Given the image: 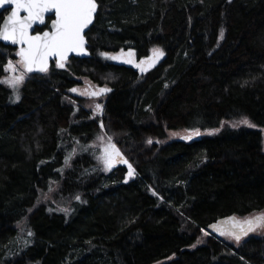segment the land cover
Masks as SVG:
<instances>
[{
	"label": "trees",
	"instance_id": "obj_1",
	"mask_svg": "<svg viewBox=\"0 0 264 264\" xmlns=\"http://www.w3.org/2000/svg\"><path fill=\"white\" fill-rule=\"evenodd\" d=\"M97 2L89 57L29 74L17 102L0 84V264H264V233L197 243L264 211V0ZM16 50L0 41V77ZM119 50L133 62L100 55ZM80 76L112 89L99 120L66 94ZM103 133L131 178L95 160Z\"/></svg>",
	"mask_w": 264,
	"mask_h": 264
},
{
	"label": "snow or ice",
	"instance_id": "obj_2",
	"mask_svg": "<svg viewBox=\"0 0 264 264\" xmlns=\"http://www.w3.org/2000/svg\"><path fill=\"white\" fill-rule=\"evenodd\" d=\"M5 5H14V7H12L11 14L0 25V40L10 42L12 45H18L19 48L15 53L18 60L13 62L9 59L4 66V70L12 73V75L0 80V84H5L13 90L15 93L13 102H17L21 99L19 89L23 86L25 80L29 78V74L34 72L49 73L50 59H55L56 68L63 69L68 62L70 54L75 53L78 56L87 54L85 30L93 23L98 4L97 0H0V8H4ZM22 12L26 13V15L22 16ZM49 13H54L55 16L54 19L48 17L51 20L50 30L34 28V26L39 25L48 28L46 15ZM223 37L224 32L221 30L220 38L223 39ZM152 53V57L148 59L151 62L150 66H155L160 58L164 56V52L160 48H154ZM101 55L112 60L121 58L109 53H101ZM133 55L134 53L129 51L127 53L129 58L124 62L132 63L131 57ZM143 64L144 61H141V63L135 65L142 73L146 71ZM17 72H19V75H16ZM70 91L75 93L78 92V89L73 88ZM111 91L112 89L106 86L93 89L90 85L88 89L79 91L78 94L95 98ZM94 112L102 114L103 105L95 103ZM239 125H246L249 128L257 127L246 117L233 123L232 127H238ZM100 127L104 128L103 121H101ZM221 127H223V124H221ZM186 131L188 134L181 137L184 140H191L194 136L201 135L199 128ZM218 131L219 129H213L208 134L214 135ZM97 140L100 141L102 146V151L97 159L103 165L104 170L111 171L117 163H123L128 165V177L131 178L135 173V169L112 142V137H108L107 141H105L104 136H98ZM148 143L151 144L152 140L149 139ZM77 144H79V141H77ZM74 154L75 149L65 159L66 165L69 164ZM155 194V191H153V195ZM75 198L80 200L79 195ZM49 211H52V209H49ZM60 211L66 214L69 213L67 208H62ZM211 227L218 231L221 236L234 239L239 246L242 238L247 237L249 233H254L258 230L264 231V213L246 218L243 221L231 218L228 228L217 227L216 225ZM204 234L209 235L207 232ZM29 235H32V233L30 232ZM200 242L199 240L197 241V243Z\"/></svg>",
	"mask_w": 264,
	"mask_h": 264
},
{
	"label": "rangeland",
	"instance_id": "obj_3",
	"mask_svg": "<svg viewBox=\"0 0 264 264\" xmlns=\"http://www.w3.org/2000/svg\"><path fill=\"white\" fill-rule=\"evenodd\" d=\"M16 51H17V50H16ZM16 51L14 52V54L16 53ZM122 51H123V54H122ZM128 52H129L128 50H119V51H116V52H107V51H103V52H100V55H101V53H109L110 55L120 56V57H121L120 59H118V60H112V59H107V58H105L104 56L101 55L102 57H104L106 60H109V61L124 62L126 59L129 58V57L127 56V53H128ZM11 60H12L13 62H15L16 60H18V57L15 56V57H13ZM11 75H12V73H9V72H6V71H5V73L0 77V80H3V79H5L6 77H9V76H11ZM16 75H19V72H17ZM78 80H79L80 82H79L77 85H75L74 87H72V88H70V89H68V90L66 91V94L68 95V98L71 99V100H73V101H75V102H77V103H79L80 105H82L86 110L89 111L91 117H93V118L99 120V117H98V116H99L100 114H97V113L94 112V105H95V103H100V104H102L103 100L105 99V96L103 95V96H100V97L90 98V97H87V96H81V95H79V94H78L79 91H82V90H84V89H88L90 85L93 87V89H95V88H100V87H99L98 84L94 83L93 81H91L90 79H88V78L85 77V76H80V77H78ZM3 85H5V84H3ZM6 86H7V85H6ZM9 88H10V87H9ZM73 88L78 89V92H75V93H74V92L70 91V90L73 89ZM10 89H11V88H10ZM20 89H21V87H20ZM20 89H19V95H20ZM11 98H12V100L14 101V99H15V93L13 92L12 89H11ZM89 105H91V107H89ZM185 134H188V132L185 131V130H181V131H171V132H169V137H170V138H176V137H180L181 135H185ZM100 136H104L105 141H107V138L110 137V136H109L108 134H106V133H103V134H101ZM112 142L115 143L113 139H112ZM92 147H94V149H95V153L97 152L96 155H95V160H96L100 165H102V164L98 161V159H97V157L100 155V153H101V151H102V146H101L100 141H98L97 139H95V141H93V143H92ZM96 149H99V151H96ZM102 166H103V165H102ZM115 167H116V166H115ZM262 213H264V211H263ZM205 232H207V231H204V232L201 234V238H200V241H201V242H203V241L205 240L206 236H207V235L204 234ZM207 233H208V232H207ZM261 233H264V231L258 230L257 232L249 233V235H251V234L258 235V234H261ZM209 235H210V234H209ZM249 235H248V236H249ZM248 236H247V237H248ZM223 237H225L226 241H228V242H230V243L237 244V243L235 242L234 239L228 238V237H226V236H223ZM245 238H246V237H243L242 240H244ZM242 240H241V241H242ZM241 241H240V242H241Z\"/></svg>",
	"mask_w": 264,
	"mask_h": 264
},
{
	"label": "water",
	"instance_id": "obj_4",
	"mask_svg": "<svg viewBox=\"0 0 264 264\" xmlns=\"http://www.w3.org/2000/svg\"><path fill=\"white\" fill-rule=\"evenodd\" d=\"M97 4H98V2H97ZM12 7H14V5H13V6L5 5L4 8H0V11L7 10V13L3 16L0 25H2V24L4 23V21H5V19L7 18V16H9V15L11 14ZM97 10H98V8H97ZM21 15H22V16H23V15H26V13L22 12ZM48 17H51V19H54V18H55L54 13H49V14L46 15V23L49 25V27H48V28H44L43 30H50L51 20L48 21V20H47ZM95 17H96V14H95ZM95 17H94V20H95ZM94 20H93V23H94ZM93 23H92L91 25H89V28H88V29L85 30V36H86V32L90 29V27L93 25ZM42 26H43V25L34 26V28L42 27ZM0 41H1L4 45H9V46L15 47V48L17 49V51H18V48H19L18 45H12V44H10V42H5V41H2V40H0ZM86 41H87V37H86ZM87 44H88V41H87V43H86V45H85V47H86V49H87V54H86V55H79V56H78V55H76L75 53H72V54L69 55V59L72 58V57H79V58H87V57H89V56H90V50L88 49ZM150 57H152V55H151ZM150 57H149V58H150ZM69 59H68V60H69ZM52 62H55V59H54V58H53V59H50L49 64L51 65ZM150 63H151L150 60L147 59V60L144 62V67H145L146 69L152 67V66H150ZM34 73H38V72H34ZM185 135H187V134H185ZM183 136H184V135H182V137H183ZM199 136H200V135H199ZM199 136H194L193 138H198ZM114 144H115V143H114ZM115 145H116V144H115ZM116 146H117V145H116ZM117 148H118V146H117ZM118 149H119V148H118ZM119 150H120V149H119ZM124 157H125V156H124ZM125 158H126V157H125ZM126 159H127V158H126ZM127 160H128V159H127ZM128 162H129V160H128ZM129 163H130V162H129ZM115 166H124V167H126L127 170H128V165L123 164V163H117ZM113 168H114V167H113ZM231 218H235L237 221H243V220H240V219H238V218H236V217H224V218H220V219H217V220H215V221L209 223L208 225H206V226L204 227V229H205V231H207L210 235H212V236H214V237H220L221 235L219 234V232L216 231V230H214V228L211 227V226H212V225H216L217 227L228 228V227L230 226V223H231ZM244 220H245V219H244Z\"/></svg>",
	"mask_w": 264,
	"mask_h": 264
},
{
	"label": "flooded vegetation",
	"instance_id": "obj_5",
	"mask_svg": "<svg viewBox=\"0 0 264 264\" xmlns=\"http://www.w3.org/2000/svg\"><path fill=\"white\" fill-rule=\"evenodd\" d=\"M3 11H4V10H3ZM5 11H6V13H7V10H5ZM0 12H2V11H0ZM6 13H5V14H6ZM5 14H4V15H5Z\"/></svg>",
	"mask_w": 264,
	"mask_h": 264
}]
</instances>
